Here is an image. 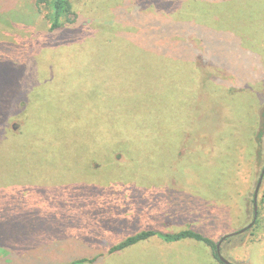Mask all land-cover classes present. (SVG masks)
<instances>
[{"label":"rangeland","instance_id":"obj_1","mask_svg":"<svg viewBox=\"0 0 264 264\" xmlns=\"http://www.w3.org/2000/svg\"><path fill=\"white\" fill-rule=\"evenodd\" d=\"M36 1L0 0V264H264V0Z\"/></svg>","mask_w":264,"mask_h":264},{"label":"trees","instance_id":"obj_2","mask_svg":"<svg viewBox=\"0 0 264 264\" xmlns=\"http://www.w3.org/2000/svg\"><path fill=\"white\" fill-rule=\"evenodd\" d=\"M37 7H46L48 9V14L46 15L47 21L49 23L50 31L60 30L69 22L68 17L72 15V3L71 0H37ZM264 171V170H263ZM262 171V172H263ZM152 237H158L165 242H178L185 239L194 240L205 244L210 250L213 257L218 260L217 246L215 243L210 241L208 238L202 236L201 234L192 231L186 230L176 234H161L155 231H143L137 233L133 236L127 237L124 241L116 244L110 251L109 254L123 251L139 242L146 241ZM96 258L93 259H81L74 261L70 264H85L93 263ZM219 261V260H218ZM220 262V261H219ZM222 264V263H221Z\"/></svg>","mask_w":264,"mask_h":264},{"label":"water","instance_id":"obj_3","mask_svg":"<svg viewBox=\"0 0 264 264\" xmlns=\"http://www.w3.org/2000/svg\"><path fill=\"white\" fill-rule=\"evenodd\" d=\"M263 174H264V171L262 172V176H263ZM262 176H261V178H262ZM259 187H260V182L258 183V185H257V187H256V190H255V194H254V202H256V197H257V192H258V190H259ZM254 214H255V217H256V206L254 207ZM253 224V223H252ZM250 226H252V225H249V228H250ZM245 230V229H244ZM242 232V231H241ZM217 254H218V257H219V260L221 261V263L222 264H231V263H229V262H227L226 260H224L221 256H220V254H219V245L217 246Z\"/></svg>","mask_w":264,"mask_h":264}]
</instances>
